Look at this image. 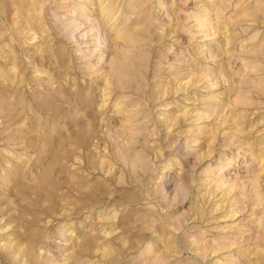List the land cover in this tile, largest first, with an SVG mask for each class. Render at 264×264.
Wrapping results in <instances>:
<instances>
[{
    "label": "rangeland",
    "instance_id": "obj_1",
    "mask_svg": "<svg viewBox=\"0 0 264 264\" xmlns=\"http://www.w3.org/2000/svg\"><path fill=\"white\" fill-rule=\"evenodd\" d=\"M0 264H264V0H0Z\"/></svg>",
    "mask_w": 264,
    "mask_h": 264
}]
</instances>
